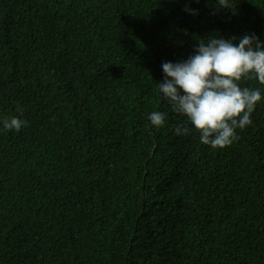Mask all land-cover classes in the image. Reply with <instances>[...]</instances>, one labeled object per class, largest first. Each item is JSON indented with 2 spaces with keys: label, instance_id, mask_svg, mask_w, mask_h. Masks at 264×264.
<instances>
[{
  "label": "trees",
  "instance_id": "1",
  "mask_svg": "<svg viewBox=\"0 0 264 264\" xmlns=\"http://www.w3.org/2000/svg\"><path fill=\"white\" fill-rule=\"evenodd\" d=\"M231 5L0 0V115L28 121L0 131V264H264V101L211 149L156 87L201 37L264 40V0Z\"/></svg>",
  "mask_w": 264,
  "mask_h": 264
},
{
  "label": "clouds",
  "instance_id": "2",
  "mask_svg": "<svg viewBox=\"0 0 264 264\" xmlns=\"http://www.w3.org/2000/svg\"><path fill=\"white\" fill-rule=\"evenodd\" d=\"M217 4L232 9L231 0H217ZM185 10L196 14L195 9ZM161 68L159 95L172 112L184 117L173 128L174 135L188 136L195 130L199 142L211 149H224L237 141L238 130L252 124L253 112L264 101V88L242 86L248 80L264 86V40L255 33L201 37L193 54L162 62ZM15 111L18 115H0V131L19 132L27 126L23 106L17 103ZM167 115L156 110L146 118L152 128L161 129L168 123Z\"/></svg>",
  "mask_w": 264,
  "mask_h": 264
}]
</instances>
